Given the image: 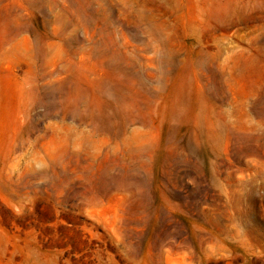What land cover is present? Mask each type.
I'll return each mask as SVG.
<instances>
[{
  "label": "rangeland",
  "instance_id": "rangeland-1",
  "mask_svg": "<svg viewBox=\"0 0 264 264\" xmlns=\"http://www.w3.org/2000/svg\"><path fill=\"white\" fill-rule=\"evenodd\" d=\"M0 264H264V0H0Z\"/></svg>",
  "mask_w": 264,
  "mask_h": 264
}]
</instances>
